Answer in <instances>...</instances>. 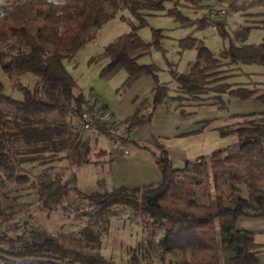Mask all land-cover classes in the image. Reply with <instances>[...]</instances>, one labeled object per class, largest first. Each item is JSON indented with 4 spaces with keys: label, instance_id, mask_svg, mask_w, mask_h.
Returning <instances> with one entry per match:
<instances>
[{
    "label": "trees",
    "instance_id": "1",
    "mask_svg": "<svg viewBox=\"0 0 264 264\" xmlns=\"http://www.w3.org/2000/svg\"><path fill=\"white\" fill-rule=\"evenodd\" d=\"M168 1L167 12L179 18H190L180 6L201 7L196 17L198 24H212L222 37L228 35V30L224 20L210 18L213 8L225 3L235 9L251 4L264 6V0L0 1V176L4 174L2 179L14 186L15 197L30 194L32 199L24 201H34L45 210L61 207L66 214L79 215L104 213L114 205L132 208L139 214L146 235L137 247L130 248L128 264H139L140 256L148 258L143 260L148 264H258L262 244L254 231L239 228L237 222L241 216H264V90L256 84L231 79L236 72L225 70L234 66L223 65H264V34L258 42H245L246 27L237 29L235 35L240 42L231 41L220 54L202 38L189 34L181 38V45L196 48L188 70L179 71L166 59L181 93L179 97L218 103L231 97L256 96L262 104L260 110L231 113L243 119L220 125L219 132L235 133L238 139L213 148L210 159L201 154L186 159L182 166H173L168 149L158 141L160 153L152 152L159 170L155 181L120 183L110 189L90 191L78 187L75 171L67 175L64 166L58 169L52 164L65 157L68 166L112 161L106 158V148L93 146L88 137L79 135L80 131L94 130L109 137L102 129L80 128L81 114L99 109L75 90V78L64 59L93 39L118 9L127 8L137 22L88 61L108 59L99 70L103 78L112 77L122 68L129 72L127 82L148 73L154 85L146 118L164 100L168 86L159 81L157 65L137 60L151 45L164 49L162 28H151L150 41L142 38L138 28L147 23L145 8H163ZM25 73L36 76L33 86L18 78ZM3 75L7 77L6 84L19 90L21 96L5 91ZM141 117L134 112L118 122L128 121L129 131ZM129 140L128 135L119 143ZM72 192L86 198L87 205L71 203ZM2 201L0 195V264H115L96 245L99 232L90 225L77 233L60 235L36 230L7 233L1 228L6 219Z\"/></svg>",
    "mask_w": 264,
    "mask_h": 264
},
{
    "label": "rangeland",
    "instance_id": "2",
    "mask_svg": "<svg viewBox=\"0 0 264 264\" xmlns=\"http://www.w3.org/2000/svg\"><path fill=\"white\" fill-rule=\"evenodd\" d=\"M169 5L168 1L163 8H145L147 23L138 28L139 34L146 41L151 40L152 27L162 28L163 32L164 49L151 45L148 52L137 58L140 63H155L159 81L168 86L167 95L149 119L146 116L151 106L154 83L148 73L138 74L127 82L125 79L129 72L122 68L112 77L103 78L99 75V70L108 59L88 61L91 55L101 51L107 42L123 32L132 30L138 18L127 8L118 9L114 17L100 26L93 39L83 44L73 56L64 59L65 66L75 78V90L81 92L94 108L107 107L117 121H124L134 112L143 116L129 129L130 140L119 143L118 146H114L109 137L94 130L80 131V137H88L93 146L106 148L109 151L106 158H112V161L68 166L69 162L65 157L52 162L55 168L64 166L67 175L75 171L77 185L85 191L95 188L110 189L120 183L155 181L158 178V168L153 153L159 154L161 151L158 141L168 149L173 166H182L186 159H193L201 154L210 159L213 148L224 147L238 139L235 133L221 134L218 128L224 123H236L243 119L241 115H232L233 111L248 112L262 108L256 96L246 99L231 97L218 103L179 97L181 93L176 88V81L170 70L171 64H168L166 59L173 62L179 71L188 70L195 57L196 48L181 45V38L189 34L202 38L217 54L231 41L240 42L235 35V31L240 28L246 27L245 42L260 41L264 34V6L251 4L244 9H235L225 3L218 5L217 9L213 8L210 18L224 20L228 30V35L222 37L212 24H198L196 17L201 14V7L180 6L182 12L190 18H179L167 12ZM223 66H234L225 70L236 72L230 75L231 79L249 82L250 85L256 84L260 90H264V65L229 63ZM18 78L30 86H33L37 79L32 73L21 74ZM6 79L4 76L5 91L16 97L21 96L19 90L6 84ZM224 98L228 96L225 95ZM222 102L225 104L219 106ZM123 123L129 124L128 121ZM136 142L138 145H135ZM135 156H138L136 163L142 166L140 170L132 163L122 161ZM3 175L0 176V195L1 201L4 198L2 205L6 219L1 228L9 234H28L36 230L60 235L77 233L82 227L90 225L99 232V243L96 245L106 257L113 259L115 264H128L130 248L137 247V244L145 239L146 229L140 222L139 214L128 206L114 205L109 211L100 214H66L61 207L45 210L34 201H24L32 199L30 194L15 197V191L12 190L14 186L7 184L6 179H2ZM5 198L11 199V202L8 203ZM70 198L71 203L87 205L86 198L80 197L76 192H72ZM140 260L142 261L139 264H148L143 261L148 258L140 256ZM153 260H157V257L153 256Z\"/></svg>",
    "mask_w": 264,
    "mask_h": 264
},
{
    "label": "built area",
    "instance_id": "3",
    "mask_svg": "<svg viewBox=\"0 0 264 264\" xmlns=\"http://www.w3.org/2000/svg\"><path fill=\"white\" fill-rule=\"evenodd\" d=\"M80 128L102 129L109 134L114 146H118L119 139L129 135L128 124L119 123L114 119L108 108L97 111H84L78 119Z\"/></svg>",
    "mask_w": 264,
    "mask_h": 264
},
{
    "label": "crops",
    "instance_id": "4",
    "mask_svg": "<svg viewBox=\"0 0 264 264\" xmlns=\"http://www.w3.org/2000/svg\"><path fill=\"white\" fill-rule=\"evenodd\" d=\"M136 158H138V156H135L132 159L127 157L126 160H122V161H125L126 163H132L138 168V170H140L142 169V166L136 163L135 161ZM150 167L152 168V164ZM157 173H158L157 176H159V170ZM237 226L239 228H245L255 232L257 241H259L263 247V249L257 255L258 264H264V216H258V217L241 216L238 219Z\"/></svg>",
    "mask_w": 264,
    "mask_h": 264
}]
</instances>
